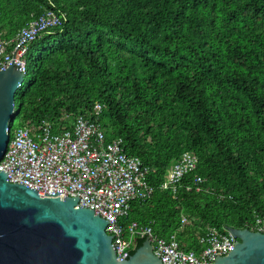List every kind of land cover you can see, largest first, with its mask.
I'll list each match as a JSON object with an SVG mask.
<instances>
[{
    "label": "trees",
    "instance_id": "obj_1",
    "mask_svg": "<svg viewBox=\"0 0 264 264\" xmlns=\"http://www.w3.org/2000/svg\"><path fill=\"white\" fill-rule=\"evenodd\" d=\"M46 10L61 24L27 47L12 128L94 119L99 102L105 140L120 138L153 187L123 227L175 232L183 249L198 248L207 226L251 229L264 215V0H0L2 37ZM183 152L197 165L173 196L159 186Z\"/></svg>",
    "mask_w": 264,
    "mask_h": 264
},
{
    "label": "built area",
    "instance_id": "obj_2",
    "mask_svg": "<svg viewBox=\"0 0 264 264\" xmlns=\"http://www.w3.org/2000/svg\"><path fill=\"white\" fill-rule=\"evenodd\" d=\"M60 24L61 18L53 10H46L8 39L0 32V69L13 62L25 74L28 45L42 32ZM102 108L103 104L94 102V119L63 113L38 125L16 128L9 120L6 149L0 159L7 181L37 189L42 196L58 192L60 198L78 197L76 206L88 207L108 221L105 232L111 236L118 259L124 253L129 256L136 240L146 237L162 264H210L230 252L236 240L225 228L221 232L207 226L198 248L183 249L175 232L161 237L150 225L135 221L123 227L119 219L130 210V202L149 198L153 187L146 180L147 167L138 157L123 151L120 138L105 140L98 121ZM196 165V155L183 152L171 163L159 188L170 189L174 196L182 177ZM202 181L198 176L194 179L196 191ZM180 222L181 226L189 222L184 213L180 214ZM251 230L264 233V215H255Z\"/></svg>",
    "mask_w": 264,
    "mask_h": 264
},
{
    "label": "water",
    "instance_id": "obj_3",
    "mask_svg": "<svg viewBox=\"0 0 264 264\" xmlns=\"http://www.w3.org/2000/svg\"><path fill=\"white\" fill-rule=\"evenodd\" d=\"M23 77L13 62L0 69V159ZM6 176L0 169V264H162L147 237L132 254L118 259L105 232L108 221L88 207L76 206L78 197L60 198L58 192L42 196ZM225 229L236 240L233 249L210 264H264V233Z\"/></svg>",
    "mask_w": 264,
    "mask_h": 264
},
{
    "label": "rangeland",
    "instance_id": "obj_4",
    "mask_svg": "<svg viewBox=\"0 0 264 264\" xmlns=\"http://www.w3.org/2000/svg\"><path fill=\"white\" fill-rule=\"evenodd\" d=\"M26 70H27V72H26V74H24L25 76L23 77V81L25 82V80H26V78H27V76H28V74H29V67L27 66V63H26ZM23 82V83H24ZM19 103H20V99H19V96L17 97V102H16V107H15V111H13L12 112V114H11V117H10V121L12 122V124H14V122H15V115H16V111L18 110V105H19Z\"/></svg>",
    "mask_w": 264,
    "mask_h": 264
},
{
    "label": "crops",
    "instance_id": "obj_5",
    "mask_svg": "<svg viewBox=\"0 0 264 264\" xmlns=\"http://www.w3.org/2000/svg\"><path fill=\"white\" fill-rule=\"evenodd\" d=\"M140 200V199H139Z\"/></svg>",
    "mask_w": 264,
    "mask_h": 264
}]
</instances>
